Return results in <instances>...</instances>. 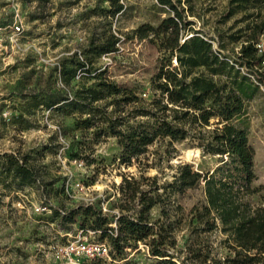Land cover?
I'll list each match as a JSON object with an SVG mask.
<instances>
[{
  "label": "rangeland",
  "instance_id": "obj_1",
  "mask_svg": "<svg viewBox=\"0 0 264 264\" xmlns=\"http://www.w3.org/2000/svg\"><path fill=\"white\" fill-rule=\"evenodd\" d=\"M118 2L122 6L114 11L108 0H0V22H7L17 11L23 23L18 44L0 51V264H57L52 256L56 246L74 239L79 229L87 235L94 230L93 216L79 212L72 221H62L60 216L52 218L51 211H36L38 204L67 211L89 200L104 202L108 210L102 212L113 225L123 203L122 177L140 180L141 187L148 189L154 181L141 176L155 175L156 183H165L177 162H188L199 171L222 163L219 155L202 153L188 140L168 144L166 139L155 140L145 155L129 164L121 163L116 137L102 122L78 127L76 119L86 117L85 113L63 108L62 101L48 105L98 78L128 87L147 101L153 97L150 78L163 50L151 32L139 38L134 29L143 23L156 26L168 11L156 0ZM180 7L186 21L180 39L197 32L214 47L221 45L222 53L233 60L241 42L261 35L258 23L264 0H180ZM110 34L117 38L114 50L99 55L87 52L91 41L100 43ZM76 61H83L84 67L75 68ZM257 67L264 64L252 58L249 69L243 66L242 70L254 74ZM112 97L99 103L104 105ZM112 108L107 104V111ZM245 121L248 142L254 148L252 185L260 188L251 197L256 202L264 198V86L247 102ZM5 154L24 160L38 180L28 184L10 175ZM70 157L81 158L84 166L74 167L65 160ZM69 175L67 192L64 185ZM168 197L170 217L179 225L174 251L184 254L188 241L201 240L218 255L227 253L218 228L201 232L199 238L189 232L190 208L204 200L202 182ZM128 207L132 214L138 209L135 200ZM159 216L160 206L155 205L149 219ZM99 233L95 230L91 237L98 239ZM112 258L104 264L156 263L143 241L126 246ZM91 262L84 259V264Z\"/></svg>",
  "mask_w": 264,
  "mask_h": 264
},
{
  "label": "trees",
  "instance_id": "obj_2",
  "mask_svg": "<svg viewBox=\"0 0 264 264\" xmlns=\"http://www.w3.org/2000/svg\"><path fill=\"white\" fill-rule=\"evenodd\" d=\"M108 1L110 8L120 10L118 0ZM156 1L168 14L156 26L143 23L134 29L139 38L151 32L163 50L160 64L150 78L154 91L150 100L142 99L128 87L98 78L75 89L71 96L59 95L48 105L62 101L63 108L85 113L86 117L76 119L78 127L102 122L105 130L116 137L121 163L129 164L145 155L148 145L157 139H166L168 144L188 140L202 153L219 155L222 163L212 170L199 171L188 162H177L172 178L165 183H156L155 175L141 176V180L154 181L148 189L141 187L140 180L122 177L119 188L123 203L115 215V227L98 203L78 204L67 211L51 209V217L72 221L79 212L93 216L91 226L100 230L98 239L108 243L111 260L126 246L143 241L148 253L156 258L154 264H264V198L251 200L260 188L252 185L254 148L248 142L245 121L247 102L259 86H264V67H257L254 74L242 70L243 66L249 69L252 58L261 63L262 56L254 45L257 37L241 42L237 60H233L222 53L221 45L214 47L211 40L197 32L181 40L186 21L180 0ZM262 29L264 7L258 32ZM116 40L110 34L100 43L91 41L87 52L99 55L114 50ZM84 65L83 61L74 63L75 68ZM110 96L113 97L108 103H99ZM107 104L113 106L110 111L106 110ZM5 156L6 171L14 178L28 184L38 180L24 160ZM200 182L204 200L190 208L189 232L199 238L201 232L218 228L228 250L224 255H218L201 240L188 241L184 254L174 251L179 225L170 217L168 195ZM134 200L138 209L132 214L128 204ZM155 205L160 206L161 216L150 220V209ZM91 260V264L105 262L101 258Z\"/></svg>",
  "mask_w": 264,
  "mask_h": 264
},
{
  "label": "built area",
  "instance_id": "obj_3",
  "mask_svg": "<svg viewBox=\"0 0 264 264\" xmlns=\"http://www.w3.org/2000/svg\"><path fill=\"white\" fill-rule=\"evenodd\" d=\"M23 31L22 19L16 11L11 19L5 23L0 22V51L7 50L18 44V40ZM264 29H262L261 35L254 41V45L258 54L262 56L261 63L264 64ZM175 62V59H174ZM67 160L68 163L73 164L74 167L82 168L84 162L81 158L70 157ZM70 175L65 181L64 189L68 192V182ZM79 182H76L78 185ZM94 203L89 200L86 204ZM102 211L108 210L104 202H100ZM38 212H49L51 208L46 204H38L34 207ZM115 227V223H113ZM87 235L83 229H79L77 234L74 235V239L56 246L52 251V256L57 264H84V259L101 258L104 261L111 260L109 255V245L105 240H99L91 237V234L95 230H88Z\"/></svg>",
  "mask_w": 264,
  "mask_h": 264
}]
</instances>
